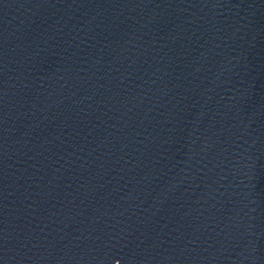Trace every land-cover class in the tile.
Wrapping results in <instances>:
<instances>
[{
  "label": "water",
  "instance_id": "95a60500",
  "mask_svg": "<svg viewBox=\"0 0 264 264\" xmlns=\"http://www.w3.org/2000/svg\"><path fill=\"white\" fill-rule=\"evenodd\" d=\"M0 264H264V0H0Z\"/></svg>",
  "mask_w": 264,
  "mask_h": 264
}]
</instances>
